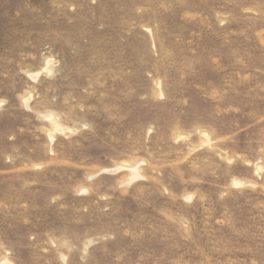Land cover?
<instances>
[{
	"label": "rangeland",
	"instance_id": "374dc122",
	"mask_svg": "<svg viewBox=\"0 0 264 264\" xmlns=\"http://www.w3.org/2000/svg\"><path fill=\"white\" fill-rule=\"evenodd\" d=\"M0 264H264V0H0Z\"/></svg>",
	"mask_w": 264,
	"mask_h": 264
}]
</instances>
